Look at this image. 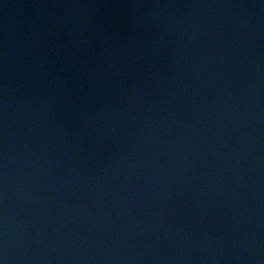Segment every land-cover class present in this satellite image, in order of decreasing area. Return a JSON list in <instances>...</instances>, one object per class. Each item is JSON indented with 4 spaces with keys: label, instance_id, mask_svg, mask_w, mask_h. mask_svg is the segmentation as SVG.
Segmentation results:
<instances>
[{
    "label": "water",
    "instance_id": "water-1",
    "mask_svg": "<svg viewBox=\"0 0 264 264\" xmlns=\"http://www.w3.org/2000/svg\"><path fill=\"white\" fill-rule=\"evenodd\" d=\"M0 264H264V0H0Z\"/></svg>",
    "mask_w": 264,
    "mask_h": 264
}]
</instances>
